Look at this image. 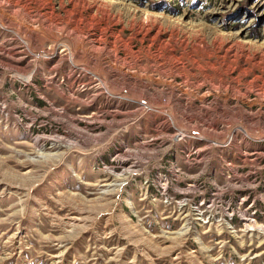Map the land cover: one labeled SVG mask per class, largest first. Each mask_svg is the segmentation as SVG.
<instances>
[{
    "label": "rangeland",
    "instance_id": "1",
    "mask_svg": "<svg viewBox=\"0 0 264 264\" xmlns=\"http://www.w3.org/2000/svg\"><path fill=\"white\" fill-rule=\"evenodd\" d=\"M0 264H264V0H0Z\"/></svg>",
    "mask_w": 264,
    "mask_h": 264
},
{
    "label": "bare ground",
    "instance_id": "2",
    "mask_svg": "<svg viewBox=\"0 0 264 264\" xmlns=\"http://www.w3.org/2000/svg\"><path fill=\"white\" fill-rule=\"evenodd\" d=\"M47 161V160H46ZM107 193V192H106Z\"/></svg>",
    "mask_w": 264,
    "mask_h": 264
}]
</instances>
